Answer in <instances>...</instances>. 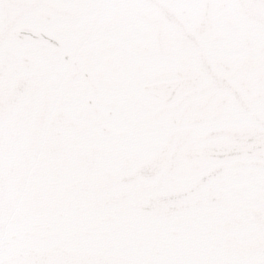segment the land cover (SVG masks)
<instances>
[{
  "label": "snow or ice",
  "instance_id": "snow-or-ice-1",
  "mask_svg": "<svg viewBox=\"0 0 264 264\" xmlns=\"http://www.w3.org/2000/svg\"><path fill=\"white\" fill-rule=\"evenodd\" d=\"M0 264H264V0H0Z\"/></svg>",
  "mask_w": 264,
  "mask_h": 264
}]
</instances>
